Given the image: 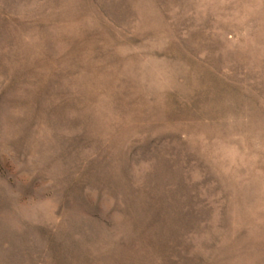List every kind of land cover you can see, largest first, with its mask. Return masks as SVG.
<instances>
[{
    "label": "rangeland",
    "instance_id": "1",
    "mask_svg": "<svg viewBox=\"0 0 264 264\" xmlns=\"http://www.w3.org/2000/svg\"><path fill=\"white\" fill-rule=\"evenodd\" d=\"M0 264H264V0H0Z\"/></svg>",
    "mask_w": 264,
    "mask_h": 264
}]
</instances>
